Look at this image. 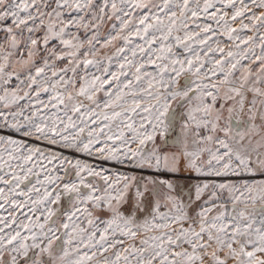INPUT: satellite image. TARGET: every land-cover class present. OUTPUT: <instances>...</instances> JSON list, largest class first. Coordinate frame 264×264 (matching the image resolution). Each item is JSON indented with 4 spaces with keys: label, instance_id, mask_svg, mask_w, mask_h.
Wrapping results in <instances>:
<instances>
[{
    "label": "snow or ice",
    "instance_id": "snow-or-ice-1",
    "mask_svg": "<svg viewBox=\"0 0 264 264\" xmlns=\"http://www.w3.org/2000/svg\"><path fill=\"white\" fill-rule=\"evenodd\" d=\"M0 264H264V0H0Z\"/></svg>",
    "mask_w": 264,
    "mask_h": 264
}]
</instances>
